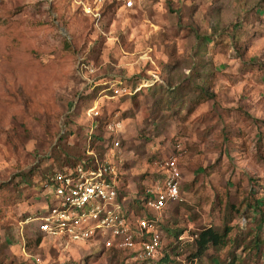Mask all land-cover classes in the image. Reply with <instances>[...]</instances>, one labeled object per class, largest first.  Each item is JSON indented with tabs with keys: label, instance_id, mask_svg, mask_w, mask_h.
<instances>
[{
	"label": "rangeland",
	"instance_id": "374dc122",
	"mask_svg": "<svg viewBox=\"0 0 264 264\" xmlns=\"http://www.w3.org/2000/svg\"><path fill=\"white\" fill-rule=\"evenodd\" d=\"M90 156L117 163L127 202L177 157L182 200L138 210L176 264H264V0H136L99 18L0 0V264H143L105 236L36 242L47 178ZM210 226L231 231L196 258Z\"/></svg>",
	"mask_w": 264,
	"mask_h": 264
},
{
	"label": "built area",
	"instance_id": "2783aa9c",
	"mask_svg": "<svg viewBox=\"0 0 264 264\" xmlns=\"http://www.w3.org/2000/svg\"><path fill=\"white\" fill-rule=\"evenodd\" d=\"M85 14L99 18L111 4L120 8L135 7L136 0H69ZM91 155V154H90ZM161 181L154 190L148 189L149 210L161 212L169 204L182 200L177 157L161 162ZM45 188L56 198L48 201L27 221L37 222L39 232L69 246L105 236L108 245L139 253L141 257L157 259L162 254L163 238L158 220L130 209L126 197H121L123 181L117 163L88 158L52 173ZM44 264V263H40Z\"/></svg>",
	"mask_w": 264,
	"mask_h": 264
},
{
	"label": "trees",
	"instance_id": "16d2710c",
	"mask_svg": "<svg viewBox=\"0 0 264 264\" xmlns=\"http://www.w3.org/2000/svg\"><path fill=\"white\" fill-rule=\"evenodd\" d=\"M107 7H119L118 4L114 3L111 4L110 6ZM199 93L200 94H205V95H210L204 86H200L199 87ZM172 94L176 95V92H172ZM93 137V136H92ZM90 160L94 159V156H90L89 157ZM82 161V158L78 160V162ZM77 162V163H78ZM60 170H63L60 169ZM161 178V176H160ZM159 178V179H160ZM48 179V178H47ZM47 181V180H46ZM123 190H121L120 192V196L121 197H126V204L130 207V209L133 210H139L143 207H146V203L148 202L149 198H150V194L148 193V190H145V194L144 196H139L136 197L135 199L129 200L130 202H127V193L125 192V184L123 182ZM170 205V204H169ZM168 205V206H169ZM231 231V228H229L228 226L223 230V232H219L217 229L213 228V227H208L205 228L203 230H201L200 232L196 233L194 236L195 238L192 240L194 242H196L197 244V252L194 254L196 258H201L210 247H216L218 248L219 246H223L224 243L226 242V239L228 238L229 232ZM180 233V232H178ZM43 235L39 234V236L36 238V242L39 243L42 241ZM182 235L181 234H177V238L182 239L181 238ZM111 252H114V254H117V251L110 250ZM165 251V253H164ZM143 264H176V262L174 260H171V256L170 253L166 252V249L164 250V247L162 248V254L160 255L159 258L157 259H152V258H147L146 260H143Z\"/></svg>",
	"mask_w": 264,
	"mask_h": 264
}]
</instances>
